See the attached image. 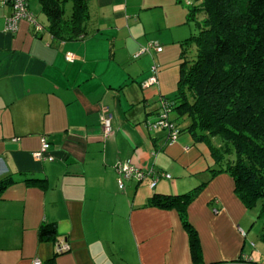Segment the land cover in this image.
Listing matches in <instances>:
<instances>
[{
    "label": "crops",
    "instance_id": "crops-1",
    "mask_svg": "<svg viewBox=\"0 0 264 264\" xmlns=\"http://www.w3.org/2000/svg\"><path fill=\"white\" fill-rule=\"evenodd\" d=\"M27 2L36 23L11 33L12 8L0 0V264H196L178 208L154 196L199 187L187 206L198 264H264L260 210L237 197L230 175L214 174L210 148L175 112L177 140L148 127L177 94L182 43L194 31L186 5L195 0H86L91 34L64 42L50 35L41 0ZM152 42L163 52L139 55ZM155 66L158 84L145 88ZM44 138L48 156L38 159ZM121 163L153 176L121 190ZM160 173L172 179L152 189ZM46 224L57 232L42 240ZM59 241L67 253L56 255Z\"/></svg>",
    "mask_w": 264,
    "mask_h": 264
},
{
    "label": "trees",
    "instance_id": "trees-1",
    "mask_svg": "<svg viewBox=\"0 0 264 264\" xmlns=\"http://www.w3.org/2000/svg\"><path fill=\"white\" fill-rule=\"evenodd\" d=\"M41 6L54 39L75 41L91 34L86 0H41ZM186 8L194 31L182 43L170 116L175 112L187 122L184 131L210 148L214 174L230 175L237 197L248 209L261 204L264 219V0H195ZM202 188L182 198L154 196L156 205L178 208L196 264L199 242L187 206ZM56 232L55 225L46 224L41 238L52 239Z\"/></svg>",
    "mask_w": 264,
    "mask_h": 264
},
{
    "label": "built area",
    "instance_id": "built-area-1",
    "mask_svg": "<svg viewBox=\"0 0 264 264\" xmlns=\"http://www.w3.org/2000/svg\"><path fill=\"white\" fill-rule=\"evenodd\" d=\"M7 5H10L12 8V15L7 20L6 31L14 33L18 30L20 23L23 20H28L29 22L36 23L34 20L33 15L28 9V2L27 0H4ZM40 29V27H39ZM163 47L160 46L158 43L152 42L149 43L146 47H143L140 50L139 55L149 54L151 51H155L157 53L163 52ZM67 60L69 62H74V56L68 55ZM152 76L143 84L145 88L155 86L158 84L157 74L158 68L155 66L152 69ZM163 112L160 115V119L149 123L148 127L151 131L156 130H165L169 134V140L175 141L178 139L181 131L175 127L170 119V106L168 105V101L163 102ZM102 124L103 129L106 137H109L113 133L112 128V116L110 113L105 111L102 116ZM50 148V144L44 138L42 139V148L39 153L36 154L38 159H46L48 156V150ZM50 161L53 160L52 157H48ZM116 171L119 175V187L121 190L125 188V181L126 180H135L137 182H143L147 178L153 176V172L141 170L130 163H121L116 167ZM171 180L172 176L167 173H160L155 175L152 179V183L150 187L152 189L156 188L158 182L162 179ZM70 250L69 245L65 241H60L56 243V252L59 254L67 253ZM34 264H42L40 260H36Z\"/></svg>",
    "mask_w": 264,
    "mask_h": 264
},
{
    "label": "rangeland",
    "instance_id": "rangeland-1",
    "mask_svg": "<svg viewBox=\"0 0 264 264\" xmlns=\"http://www.w3.org/2000/svg\"><path fill=\"white\" fill-rule=\"evenodd\" d=\"M71 4L70 5H68V10L70 11L71 10ZM41 20H45V18H43V16L41 17ZM180 72H181V66H180V69H179V75H180ZM179 83V82H178ZM171 117V116H170ZM260 207H261V204L258 206V207H256V208H253V209H251L253 212H259V210H260ZM60 242V241H59Z\"/></svg>",
    "mask_w": 264,
    "mask_h": 264
}]
</instances>
